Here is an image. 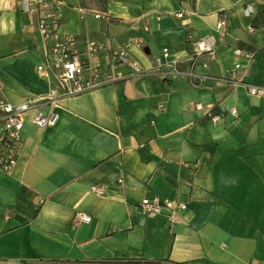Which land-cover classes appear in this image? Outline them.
I'll use <instances>...</instances> for the list:
<instances>
[{
	"label": "crops",
	"instance_id": "crops-1",
	"mask_svg": "<svg viewBox=\"0 0 264 264\" xmlns=\"http://www.w3.org/2000/svg\"><path fill=\"white\" fill-rule=\"evenodd\" d=\"M94 13L63 0L59 33L129 43L137 67L62 98L53 125L27 114L16 165L0 169V264H264V0H134ZM37 19L21 0H0V78L11 102L55 84L36 71ZM201 37L214 55L191 65ZM163 48L179 72L159 65ZM190 68L204 75L198 85ZM144 197L188 209L178 220L148 216Z\"/></svg>",
	"mask_w": 264,
	"mask_h": 264
},
{
	"label": "built area",
	"instance_id": "built-area-1",
	"mask_svg": "<svg viewBox=\"0 0 264 264\" xmlns=\"http://www.w3.org/2000/svg\"><path fill=\"white\" fill-rule=\"evenodd\" d=\"M28 10H37V29L44 39V59L36 66L39 76L55 82L50 84L48 90L39 94H27L22 100L11 102L2 95L3 82L0 78V169L11 171L16 165L21 149L22 132L25 118L30 114V121L37 127L44 128L53 125L57 121L54 107L65 97L76 96L102 86L115 83L124 78L120 66L130 64L137 67V63L129 60V43H113L109 40L94 38L79 39L74 34H60V16L58 10L63 0H21ZM252 5L243 8L246 17L252 15ZM104 14L94 13V18H102ZM178 17L182 13L177 14ZM156 19H160L156 15ZM226 18L219 17L216 22V30L223 31L226 26ZM147 30L148 27L144 26ZM249 31H253L251 25ZM236 53H243L236 48ZM248 56V53H244ZM203 55L213 56L211 37H201L192 41V50L189 53L191 65ZM157 62L165 70L164 72H179V59L172 58L168 48H163L157 57ZM206 68L207 63L201 62ZM145 71V70H144ZM192 85H198L204 75H198L192 68L188 71ZM223 82L234 83V78L218 77ZM251 94L259 90L256 86L249 89ZM200 108V104H196ZM236 114V109L230 110ZM218 114H212V119H217ZM92 190L102 193L100 186H92ZM140 208L148 216L166 214L171 220H178L184 216L188 209L187 202L181 199H159L157 197H144L140 200ZM75 218L88 223L91 216L84 212H76Z\"/></svg>",
	"mask_w": 264,
	"mask_h": 264
},
{
	"label": "rangeland",
	"instance_id": "rangeland-1",
	"mask_svg": "<svg viewBox=\"0 0 264 264\" xmlns=\"http://www.w3.org/2000/svg\"><path fill=\"white\" fill-rule=\"evenodd\" d=\"M78 1L81 2L82 7L85 9H89L91 11H96V12H106L108 11L110 4L123 3L125 5L127 3L133 2L134 0H78ZM233 1H238V0H233ZM33 213L34 211H32L31 215Z\"/></svg>",
	"mask_w": 264,
	"mask_h": 264
}]
</instances>
